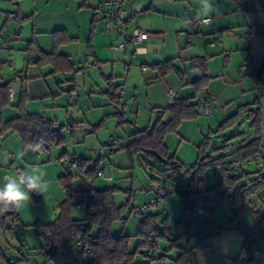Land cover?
<instances>
[{
	"label": "rangeland",
	"instance_id": "1",
	"mask_svg": "<svg viewBox=\"0 0 264 264\" xmlns=\"http://www.w3.org/2000/svg\"><path fill=\"white\" fill-rule=\"evenodd\" d=\"M80 3V0H0L2 81L6 82L10 75H14V79L26 78L27 87L37 86L43 92L49 90L51 93L65 95L67 99L68 94L71 93L73 101L79 102L76 107L82 108L88 121L83 124L85 126L79 124L80 127L75 132L70 128L59 129L61 140L44 150L32 145L24 146L16 132L8 131L0 138V144L2 143L0 184L5 176L14 173L17 167L37 175L43 174V178L48 181L45 190L38 194L37 201L31 194L30 201L17 207L19 218L17 223L23 226L22 233L7 229L1 235L6 255L10 257L18 256V249L21 248L20 240L25 242L27 248L43 244L42 238L36 235L35 223L47 224L54 220L58 204L66 197L65 190L57 180L61 175L70 173L74 176V190L71 196L73 204L71 216L74 219L86 217V205L79 192L82 186L87 187L92 184L95 189H105L109 186L120 188L114 193L115 202L118 205L127 204L123 215L128 218L125 223L115 222L112 231L115 234L122 232L129 235H134L138 231L137 222L129 215V211L154 195L155 189L152 186L155 183L159 182L165 188L174 189L177 186H186L190 179V173L184 169L174 175L172 171H167V166L164 164L166 160L163 163L156 162L143 150H131L130 155L125 148L132 140L131 134L135 130L150 128L158 118L154 114L156 110L154 108L162 111L166 108L169 88L180 97L193 94L191 86L179 85L180 82L174 73H168L164 80L152 79L151 82V79L141 76V71L137 67L132 75V81H135V77L142 79L135 86L128 88L125 99L112 102L102 92L107 85L104 75L110 72L108 67L103 70L99 66L95 75L90 77L88 73L93 66L85 62L83 66L88 64L90 66L88 65L84 76L75 77L70 73L52 76L48 73L50 69L48 65L33 63L42 56V51L53 50L54 36L61 37L63 34L60 32L54 34V32L61 30L66 24L70 29L69 34L78 37V41L71 45L60 43L59 46H69L68 51L73 53L86 52L89 28L81 27L85 25L86 15L83 13L85 11L80 13V10H88V12L91 10L88 7H78ZM5 41L8 47L5 46ZM82 58L80 55L73 60L83 63ZM236 58L233 57L229 62L221 51L209 58L213 60L209 63L211 68H209L208 86L212 96L211 113L205 114L203 108H200L197 117L183 120L176 133L166 135L164 144L173 163H180L186 169H190L199 158V148L202 150L203 161L207 162L211 156L229 153L243 140L256 137V126L252 125L253 117L250 116L254 112L258 113L260 118L259 132L261 146L264 149V75L259 89L254 84L253 78L248 75L247 68L243 66L244 61L239 62V59L235 60ZM128 66L130 67V64L127 68ZM124 100L127 104H124ZM249 110L254 112L250 113ZM232 116L236 117L234 122L230 120ZM162 118L166 120L167 114L164 113ZM225 122H228V125L223 128ZM109 144L112 146H108ZM2 147L4 150L1 149ZM103 147L106 150L113 148L115 151L101 159L102 178L86 175L83 179L78 175L80 172L78 169L68 165L69 156L76 155L86 160L95 159L97 151ZM249 170H256V166H250ZM217 171L218 168L212 165L204 167L201 176L207 188L220 183ZM107 177L111 179L108 180ZM221 195L220 190L214 189L199 195L198 199L201 203L210 202L213 206L212 219L223 223L232 216V212L228 203L224 199L221 200ZM262 205H264V195L261 198L251 197L241 212L243 220L252 223L254 219L252 209L259 210ZM157 211H163L164 215L169 217L170 223H174L182 214L180 196L174 192L167 197L165 205L159 207ZM202 222L204 220L197 219L195 224L197 231L201 228ZM135 243L136 240L133 238L131 246H135ZM171 255H175V252ZM55 261L57 264H64V253L58 252ZM145 261L146 259L141 255H137L134 259L135 264Z\"/></svg>",
	"mask_w": 264,
	"mask_h": 264
},
{
	"label": "trees",
	"instance_id": "2",
	"mask_svg": "<svg viewBox=\"0 0 264 264\" xmlns=\"http://www.w3.org/2000/svg\"><path fill=\"white\" fill-rule=\"evenodd\" d=\"M80 1L81 6H85V0ZM233 1L238 9L244 13L255 11V6L251 0ZM260 1L262 7H264V0ZM128 21L129 18H127L126 23ZM59 32L63 34L61 37L54 36L53 50L50 52L42 51V56L33 62L49 65L52 68L50 74L74 72L75 64L71 62L67 55L58 51L60 43L70 42L73 38L69 37L64 30H57L54 34ZM247 35L249 37L264 35V25L250 27ZM131 49L133 50V48ZM88 54H92L91 40L88 42ZM243 66L247 68V73L253 78L254 84L261 88L262 75H264V56L253 59L245 58ZM150 67L157 70L161 77L174 72L179 79L180 85L191 86L193 94L188 97L177 98L175 96L172 101H169L168 98L167 106L163 111L159 108H154V110L156 109L154 112L158 116L156 121L150 128L135 130L131 134L132 140L125 148L130 155L131 150H143L156 162L163 163L166 160L164 162L167 166L166 170L172 171L173 175L181 169L190 173V179L186 186H177L174 189L166 188L172 191L171 195L175 192L181 198L182 214L179 219L175 220L174 223H170L169 217L164 215L163 211H157L159 207L163 206H158L154 210L143 212L138 220L134 218L138 227V231L134 235L122 232L115 234L112 231L115 222L122 221L125 223L128 218L123 215L127 204L118 205L115 202L114 193L120 188L109 186L105 189H95L92 184L87 187L82 186L79 189L86 205V217L74 219L71 216L74 176L66 173L57 178L66 192V197L58 204L54 220L47 224L35 223L36 235L42 238L43 244L27 248L25 242L20 240L21 248L18 249V256H7L6 249L2 245L1 235L7 229H12L15 233H22L23 226L20 224L21 230H16V226L19 224L17 223L19 219L17 208L0 214V264H18L27 261L32 264H42L44 260L42 257L40 258L39 254L43 253L45 259L55 260V255L58 252H62L66 259L77 240H83L90 248L92 260L90 264H135L134 259L137 255H141L146 259L141 264H198L194 252L195 249L201 245L205 237L214 235L225 227L234 229L243 236L241 255L235 264L248 263L251 259L249 255L255 242L264 238V215H262L260 208L259 210L252 209L255 221L253 227H249L241 217V212L251 197L257 196L261 198L264 195V167H259L258 164L259 162H264V149L261 146L259 132V115L254 110H249L250 113L254 112L250 116L253 117L252 125L256 126V137L247 141L243 140L236 149L229 153L211 156L207 162L203 161L202 150L199 148L197 162L190 169H186L182 164H176L171 161L172 157L168 154L164 139L167 134L176 133L183 120L197 117L200 114L203 101L208 100L211 102L210 96L205 93L209 86L207 58L205 56L192 58L188 70L198 73V76L194 79H190L187 72L177 68L171 60L152 64ZM81 68L82 66L75 69V71ZM9 84L8 82H3L0 75V109L9 105ZM169 90L172 89L170 88ZM115 92L111 94L107 91L104 94L108 95L110 101L118 102L119 97L123 96L124 87H117ZM27 99L24 85L21 90L20 100L16 106L20 113L19 116L4 121L0 113V138L8 131L16 132L24 146L32 145L36 147L39 145L38 149L42 150L50 147L53 143H58L62 138L59 135V129H62L64 125L58 122H51L39 115L27 113L25 110ZM165 112L168 114L167 120L162 118ZM230 120L234 122L236 117L232 116ZM227 125L228 122H225L222 127L224 128ZM108 146H112V144ZM100 149L105 151L102 156L98 154ZM100 149L97 151L95 159L86 160L80 157V165L77 167H72L69 164L68 159L78 157L71 155L67 158L68 165L78 169L80 171L78 175L82 176L83 179L86 175L102 178L103 165L101 164V159L108 157L115 150L113 148L106 150L105 147ZM249 160L253 161L248 163ZM206 165L218 168L217 173L220 176L218 185L209 188L204 185L201 173ZM252 165L256 166V170H249ZM96 169L102 171L101 175H97ZM151 170H153V167H151ZM106 179L110 180L111 178L107 177ZM157 183L159 184V182ZM161 189H165V187L161 185L154 197L159 195ZM214 189L220 190L222 194L221 200L224 199L225 190L232 193L234 201V205L232 207L229 206L232 216L217 227H214L211 221L213 206L210 202L201 203L198 199L199 195ZM32 197L34 200H38L37 193H32ZM151 198L131 209L129 215L133 216L136 209L148 203ZM199 206L205 211V216L197 213ZM197 219L204 220L202 229L198 231L195 229ZM7 222H10V224H7ZM133 238H135L136 243L132 247ZM25 251L26 253H24ZM174 252L175 255H171Z\"/></svg>",
	"mask_w": 264,
	"mask_h": 264
},
{
	"label": "crops",
	"instance_id": "3",
	"mask_svg": "<svg viewBox=\"0 0 264 264\" xmlns=\"http://www.w3.org/2000/svg\"><path fill=\"white\" fill-rule=\"evenodd\" d=\"M251 1L255 6V11L244 13L238 9L233 0H215L214 10L204 15L199 14L201 0H125L124 8L127 12V18H129L127 28H140L148 32L147 40L140 45L138 52H134L131 48L114 50L110 47L112 44L117 43L118 39L114 34L113 25L104 16V10H100V0H85V6H81L80 3L78 7H88L91 10V12L80 10V13L85 11L83 12L86 15L85 25H81V27L85 28L87 26L89 28L88 38L91 40L92 54H88V43L85 53L70 52L68 51L70 50L69 46H59L58 50L61 54L67 55L71 62L75 64L74 72H70L72 76L76 77L75 69L80 66L83 67L85 62H89L93 66L88 73L90 77L95 75L99 66L103 70L108 67L110 72L108 75H104L107 85L102 92L109 91L112 94L117 87L123 86L124 93L119 99H125L128 88L135 86L142 79L135 77V81H132V75L137 67L141 71V76L151 79V82L152 79H156V81L158 79L164 80L165 76L161 77L159 72L150 66L171 60L177 68L186 71L190 79H194L198 76V73L189 71L188 68L192 58L197 56H205L207 58L208 76L209 68H211L209 63L213 61L209 58L220 51L223 52L224 57L229 62L233 57H237L235 60L239 59L240 62V60L244 61L248 57L253 59L264 56V35H253L250 37L247 35L250 27L264 25V7H262L261 1ZM101 11L102 14H100ZM202 18H209V22H197V20ZM61 30H64L69 37L73 38L72 41L67 42V45L78 41V37L69 34L70 29L67 24ZM243 34L247 36L243 37ZM80 55L81 58L85 56L82 58L84 60L83 63L73 60V58H79ZM128 64H130V67L128 66L127 68ZM49 68L48 73L52 71L50 66ZM39 71L42 73L41 69ZM59 75L61 73L54 74V76ZM14 77V75H10L7 79L8 81H6L10 83L12 94L8 96L9 105L0 109L4 121L19 116L20 113L16 106L20 100L21 90L25 85L28 98L25 103L27 113L39 115L51 122L63 124L64 128H70L72 132H75L80 127L79 124L85 126L83 124L88 123L82 108L76 107L79 102L73 101L71 93L68 94L67 99L65 95L51 93L49 90L43 92L37 86L27 87L26 78L19 80L18 77L15 79ZM117 77L121 78L117 79ZM65 88L67 89V87ZM116 92L115 95L118 97ZM205 93H208L212 103L211 92L207 89ZM175 96L177 98L180 97L177 93H175ZM124 104H127L126 100H124ZM165 113L167 114V112ZM154 114L157 115L155 112ZM1 149L4 150L3 147ZM156 185L158 187L153 188L155 189L154 195L149 198L154 197L161 187L158 183L153 186ZM261 207V211H264V205ZM212 216L211 220H213ZM245 222L249 227H253L255 224L254 219L252 223L250 221ZM212 223L214 227H217L224 222L213 220ZM201 229L202 226L199 230ZM242 245L243 236L238 231L225 227L214 235L205 237L194 252L198 264H235L241 255ZM252 252H255L256 255L251 257L247 264H264V238L255 242ZM27 262L18 264H26Z\"/></svg>",
	"mask_w": 264,
	"mask_h": 264
},
{
	"label": "built area",
	"instance_id": "4",
	"mask_svg": "<svg viewBox=\"0 0 264 264\" xmlns=\"http://www.w3.org/2000/svg\"><path fill=\"white\" fill-rule=\"evenodd\" d=\"M124 2L125 0H100L99 7L103 9V13L105 18L113 25V31L118 39V42L111 45V48L114 50H125L126 48L130 47L133 48L135 52H138L140 45L147 40L148 38V32L140 29V28H133L128 29L127 28V12L124 8ZM199 23H208L209 18H202L197 20ZM241 36V35H240ZM243 37H246V34L242 35ZM5 46L8 47L7 42L5 41ZM221 44V42H219ZM87 66H83L81 69L75 71L76 76H84L87 73ZM8 94H12V88L11 86L8 87ZM175 97V94L172 90H168V98L169 101H172ZM202 108L205 114L211 113V102L208 100H205L202 102ZM159 113V112H157ZM98 154L102 156L105 154V151L103 149H100L98 151ZM81 158L80 157H73L68 159L69 164L72 167H77L80 165ZM253 160H249L248 163H251ZM259 167H264V162H259ZM17 170H20L19 168L15 169V172ZM101 170L96 169L97 175H101ZM221 174V173H220ZM224 201L228 203L230 207L234 205L233 201V195L230 192H226L224 190ZM172 194V191L170 189H161L159 195H157L154 198H151L148 203L143 204L133 214V217L135 219H139L141 217V214L143 212L154 210L158 206H164L166 203V199L168 196ZM140 212V213H139ZM197 213L205 216V211L202 209V207L199 206L197 208ZM21 225L18 224L16 226V230H21ZM44 254V253H43ZM43 254H39L40 258H43L42 264H57L54 259H45ZM255 252L250 253V257L255 256ZM92 262L91 260V250L90 248L85 244L83 240H77L69 253V256L65 259L64 264H90ZM26 264H32L30 261H28Z\"/></svg>",
	"mask_w": 264,
	"mask_h": 264
},
{
	"label": "clouds",
	"instance_id": "5",
	"mask_svg": "<svg viewBox=\"0 0 264 264\" xmlns=\"http://www.w3.org/2000/svg\"><path fill=\"white\" fill-rule=\"evenodd\" d=\"M215 0H201L199 14L207 15L214 10ZM37 148L39 145L36 146ZM48 181L43 174L37 175L24 169L6 176L0 184V214L13 211L30 201L31 194H41Z\"/></svg>",
	"mask_w": 264,
	"mask_h": 264
},
{
	"label": "water",
	"instance_id": "6",
	"mask_svg": "<svg viewBox=\"0 0 264 264\" xmlns=\"http://www.w3.org/2000/svg\"><path fill=\"white\" fill-rule=\"evenodd\" d=\"M6 176H7V175H6ZM6 176H5V177H6ZM155 187H158V186H157V185H156V186H152V188H155Z\"/></svg>",
	"mask_w": 264,
	"mask_h": 264
}]
</instances>
